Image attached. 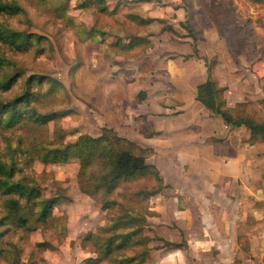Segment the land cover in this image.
<instances>
[{"label": "rangeland", "instance_id": "374dc122", "mask_svg": "<svg viewBox=\"0 0 264 264\" xmlns=\"http://www.w3.org/2000/svg\"><path fill=\"white\" fill-rule=\"evenodd\" d=\"M0 2H15L20 7L15 13L0 12V26L39 36L36 42L22 51L0 42V56L8 61L0 67V75L3 71L10 73L17 70L20 73L7 88H0V102L18 96L24 89L31 92L27 102H18L21 112L16 121L10 126L0 125V159L13 161L15 170L12 178H19L38 191V195L31 200H25L15 193H0V216L5 217L0 224V264H94L86 262L85 258L96 256L100 238L116 231L133 229L135 224L114 229H110L109 225L120 213L135 216V213L142 214L146 210L147 204L137 192L154 188L156 181L149 174L119 182L104 196L110 205L102 208V194L90 195L79 189L77 172L80 163L77 157L55 162L44 161L39 157V153L46 148L62 146L79 134L96 136L102 126L112 128L119 135H128L133 141L139 139L138 142L144 141L141 132L163 135L161 139L156 135L155 158L166 164L169 171L166 175L170 177V185H167L173 188L161 192L165 206L162 204L159 210H147L149 216H144L141 231L137 235L131 234L122 248L112 250L107 255L102 254L96 264H264V232L261 230H264V224H260L261 218L254 217L255 205L250 204L251 201L246 204L247 196L253 199L255 196L250 191H243L241 180L233 181V190H224L225 200H232L230 204L217 206L216 210L211 207V213L218 222L221 215L230 210L233 215H238L232 221L235 238L229 251L224 247L211 246L207 247L206 253L199 252L203 248H196L198 240L195 238L199 236L197 224L192 219L194 214L189 211L182 220L187 234L174 220L167 224L176 236L180 233L178 242L169 241L177 243V247L167 243L161 236L160 231L165 227H159L158 220L166 221L173 214L172 210L184 205L181 199L174 205L172 197L175 199L178 194L176 188L184 187L189 181L188 177L178 172V166L183 163L187 166L183 159H189L183 158L184 154L196 136L201 134L197 121L202 106L195 102L193 109L181 110L180 114V110H171L170 113L176 117L171 122L174 117L163 118L157 112H146L147 106L143 104L137 109L136 103L132 101L137 88L154 92L161 90L168 98L169 93L175 90L188 93L192 86L182 78V73L184 69L192 72L197 68L193 56L201 59L205 56V61L212 65L211 78L224 86L222 96L226 106L235 109L237 103L242 102L240 108L250 117L254 120L264 119V107L260 102L264 95V2L232 0V5L245 14L241 25L244 30L236 27L231 31L221 30V25H217L220 47L218 53L210 55L200 54L201 50L208 47L194 41L191 36L186 38L189 22L183 19L176 6L181 0ZM130 12L154 19L151 24L137 23L130 18ZM132 33H150V42L127 49L122 43ZM188 33L191 34L190 30ZM226 39L230 42L231 51H225L224 44L221 45ZM154 42L157 45L154 51L148 50L146 54V49L152 47ZM219 55L224 56L220 62ZM167 60L169 72L173 76L167 72L162 78H153L158 81L154 88L146 84L143 75L130 74L131 70L146 71L157 63L163 65ZM260 61L263 64L258 63ZM215 66L216 72L213 71ZM160 71L164 73L163 68ZM30 75H41L42 78L38 81L31 79L26 83ZM158 93L146 96L147 105L152 104ZM185 112L187 116L180 119ZM47 113H54V118L44 123L36 121V115ZM150 113L154 115L147 116ZM188 118L191 120L188 121ZM153 122L165 129L161 133L152 130ZM178 125L181 128L174 129ZM227 127L231 128L230 125ZM232 127L234 136L241 141L262 145L259 151L250 148L244 151H251V154L264 152V138L256 136V139L262 140L253 141L246 127ZM170 154L174 156L169 157ZM87 169H92V166H87ZM253 177L257 178L256 175ZM218 184L224 187V181ZM193 196L195 193L192 192ZM217 196L220 200L224 198L223 194ZM7 197L17 199L18 214L25 216V225H18L7 212ZM43 204L46 207L51 205L49 212L45 217H37V209ZM189 206L195 214L205 210L204 206L201 211L194 204ZM138 234L142 241L137 238ZM221 234L223 229L218 227V235ZM146 248L148 250L143 263L138 257L128 263L118 261L121 257L131 256ZM174 248L182 250L180 253L182 255L183 252L185 257L183 261L174 260L175 254L167 253ZM170 258L172 261H169Z\"/></svg>", "mask_w": 264, "mask_h": 264}, {"label": "crops", "instance_id": "0c3cea01", "mask_svg": "<svg viewBox=\"0 0 264 264\" xmlns=\"http://www.w3.org/2000/svg\"><path fill=\"white\" fill-rule=\"evenodd\" d=\"M191 3L193 6L192 19L194 21V26L200 31L198 33V37L194 41H198V43H201L204 47H208V49L201 50L202 53L200 54L206 53L210 55L218 53L220 41L216 32L217 25H221V30L228 29V31H231L234 27H236L238 30H244L243 28H241V25L244 21L245 14L239 8L232 5V0H191ZM178 8L180 9L181 15L184 19L185 11L183 7L178 6ZM223 20H225L224 23H221ZM149 36L150 35H148V38ZM185 36L186 38H188L189 35ZM225 41H227V39ZM225 41L224 43H221V45L224 44L225 51H228V49L229 51H231V45H229L230 42L227 41L225 43ZM190 42H192V40ZM151 45L152 47L146 49V54L148 50L154 51L153 48L157 46L155 42ZM227 45L229 47H227ZM210 46L212 47L209 48ZM157 56L155 55V58H157ZM223 57L224 56L222 55L218 56L219 62L223 59ZM193 59L196 60L197 68L192 72H186L184 69L182 73V78L185 79L186 83L190 87L192 86L189 89L188 93L182 92L180 90H175L172 91V93H169L170 97L168 98L164 96L161 90L160 92H154L147 91V89H145V92L144 90H140L144 88H137V91L132 96V101L136 103L135 105L137 106V109H140L142 104L146 105V112H157L160 114V116L162 115L163 118L169 116L174 117L172 118V120H170L171 122L174 119L176 120V117L170 113L171 110H180V114L181 110L187 111L193 109V107H195L196 103L198 102L194 98L195 86L197 83L203 81L206 77V68L203 60L195 56H193ZM158 60L160 62V59ZM258 63L263 64V62L261 61ZM168 65L169 63L167 60L164 61L163 65H161V63H157L153 66V68H149L146 71H141V69L131 70L130 74L134 72L136 76L143 75L145 77L144 79H146V84L149 87L154 88V85L157 84L158 81L157 79L153 80V78H162L161 76H164L167 72L169 76H173V74L169 72ZM150 66H152V63H150ZM216 67L217 66L213 68L214 72H216ZM160 68L164 69V73L160 71ZM138 91L144 92V98H135V95ZM151 92L155 94L159 92V95L154 96L152 104L147 105L148 98L146 96L152 95L153 93ZM198 103L201 105L200 102ZM203 109L205 110V113ZM187 114L188 113L186 112L183 113V116L180 119H184ZM152 115L154 114H147V116ZM131 117L132 116L130 115V119H132ZM148 118L149 117H147L146 119ZM190 120L191 119L188 118V121ZM192 120H194V118ZM197 122L200 123L199 129L201 130V134L196 136V138L193 140L192 146L188 147L186 153L184 154L183 158L189 159V161L183 159V161L186 162L187 166H184V163L180 167L178 166V172H181V174L183 173L185 177H188L189 181L184 184V187H178V189L175 187V191H177L180 196L176 194L175 199H173L172 197L174 205L178 204V199L183 200L184 205H179V207L177 206L174 210H172L171 212H173V214L166 221H164L163 219L158 220V226L165 227V229H162L160 231V234L164 239H166L167 241L178 242L181 237L180 233L178 232L179 234H177L176 236L175 233L170 230L167 224L171 223V221L174 220L177 226H182L185 229L184 225L182 224L183 215L185 216V214H187V211H189L190 213L194 214L192 215V219L197 224V233L199 236L195 238L196 240H198L196 248H203V250H200L199 252L206 253L207 247L211 246L224 247L226 251H229V249H231V242L235 238V235L232 234V221L234 220V216L238 215H233L231 210L228 213L226 210L227 213H223L221 215L222 218L220 222H218L213 213H211V210L212 208L216 210L217 206L221 207L230 204L232 200H225L226 193L224 190H233V181L241 180V186H244L243 191L247 193L250 191V193L255 196L254 199L247 196L246 204L248 205L251 201L250 204L255 205L254 207L256 208H253L256 211L254 217L261 218L259 222L262 225L264 224V152H260L261 154H256V152H253L251 154V151H244L246 149L249 150V148L254 151H259L262 149V145L261 143L248 144L245 141H241L239 137L234 136L232 126L230 129H228L227 125H225L223 122L221 123L218 117L210 115L203 106L200 118H198ZM152 124V130H157L161 133L163 129H165L161 124L157 122H153ZM179 128L181 127L178 125L175 126L174 129ZM235 128L239 129L240 127L238 126ZM140 135L144 141L138 142L139 139H135V141H137L141 146H150L153 148L154 152L147 156L146 159L147 162L152 163L157 168L164 184V186L157 193L144 199V201L147 204L148 209L159 210L158 208H161L162 204L165 206L164 198L161 192H165V189L167 190L173 188V186L167 185L169 184L168 178L170 177L166 175L168 171V169L166 168V164L157 161L155 158L157 154V147L155 146L156 135L157 137H160V139L161 137H163V135L155 134L154 132L147 136L145 134H142L141 132ZM127 137L131 138L128 135ZM246 143L248 144V146H246ZM171 156L174 155L170 154L169 157ZM161 161H163V159H161ZM255 175L257 178L253 177ZM222 181H224V187L226 186L227 188L219 186L218 182ZM192 192L195 193V196L193 197ZM219 194H223L224 198L222 200L218 199L217 195ZM192 204L199 207L200 211L201 207L204 206L205 210L202 209L203 212L201 211L195 214V212L191 211V208L189 206ZM148 216L149 215H146V217ZM158 216L150 215V217ZM244 216L246 215L244 214ZM218 227H221L223 229V234L218 235ZM166 230H168V233ZM261 230L264 232L263 228H261ZM185 231L187 234L188 231L186 229ZM174 235L175 237L172 238L171 236ZM180 251L182 250L174 248L169 251L170 253H167L175 254V257L173 256L174 260L179 261L182 259L183 261L185 257L183 252L181 255ZM169 261H172V259L170 258Z\"/></svg>", "mask_w": 264, "mask_h": 264}, {"label": "trees", "instance_id": "16d2710c", "mask_svg": "<svg viewBox=\"0 0 264 264\" xmlns=\"http://www.w3.org/2000/svg\"><path fill=\"white\" fill-rule=\"evenodd\" d=\"M253 2H264V0H250ZM176 6H182L185 15L184 20L189 22L187 25V35L192 39H196L194 35H198L200 32L195 26L193 17V6L191 0H181V4ZM101 8V7H100ZM20 9L19 5L15 2H0V12L15 13ZM130 18L137 23L151 24L154 17L143 16L136 12L128 13ZM190 30V33L189 32ZM195 33V34H194ZM194 34V35H193ZM147 33L140 35L132 33L128 35L124 41L123 46L127 49H131L138 45H144L149 43ZM38 35L27 33L23 30H17L9 27L0 26V42L6 44L10 48L18 51L28 49L32 43L36 42ZM206 68V77L203 81L199 82L195 86L194 98L201 103L210 115H214L222 120L225 125L230 126H244L248 130L249 137L253 141L262 140L256 139V136L264 138V119L254 120L250 115L244 112L240 106L242 102H238V107L232 109L226 106L222 92L224 86L220 85L215 79L211 78L212 65L210 62L205 61V56H202ZM8 61L4 57L0 56V67L5 66ZM213 63V61H211ZM19 71L15 70L8 73L3 71L0 75V88H7L9 84L19 75ZM41 75H30L26 78V83L32 79L33 81L40 80ZM31 92L24 89L22 93L18 94L5 102H0V125L10 126L19 117L21 109L18 106V102H27ZM144 96V92L138 91L135 98H141ZM260 102L264 107V95L260 98ZM6 111L4 115L2 112ZM54 118V113L38 114L36 115V121L44 123L49 119ZM151 132L150 134H152ZM145 134V133H144ZM146 133L145 135H150ZM154 152L152 147H143L137 144L135 141L119 135L112 128L102 126L100 133L96 136L89 134H79L70 142L65 143L62 146L48 147L39 153V157L44 161H64L71 156H75L79 159V169L77 172V182L79 189L87 194L96 195L102 194L101 207L106 208L110 205L108 198H104L106 193L113 190L116 185L126 179L137 178L149 174L156 183L154 188L148 190L138 191L137 194L142 199H146L149 196L157 193L163 186L162 177L160 176L157 168L145 159L147 156ZM94 165V167H93ZM87 166H92V169H87ZM96 167V168H95ZM13 161H3L0 159V193L12 194L15 193L19 197L25 200H31L38 195L36 187L28 185L19 178H12L14 172ZM42 202V201H41ZM7 212L12 215L15 222L18 225H25L26 219L24 215L18 214V202L16 198L7 197L6 201ZM50 206L45 204L40 205L37 209V217H45L50 209ZM146 210L142 214L130 215L126 213H120L109 225L110 229H114L120 226L134 225L133 229L125 232L116 231L111 235L103 236L100 238L101 243L97 246L96 256L91 258H85L86 262L96 264L98 258L102 257V254L107 255L112 250L122 248L130 239L131 234L137 235L141 231V226L145 220L144 216L149 214ZM4 216H0V224L3 223ZM141 223V225H138ZM2 231H0V235ZM139 240L142 239L137 237ZM137 240V239H136ZM167 243H171L166 241ZM178 246L177 243H171ZM147 248L139 253L133 254L128 257H121L119 262H130L138 257V260L143 263L144 257L147 254Z\"/></svg>", "mask_w": 264, "mask_h": 264}]
</instances>
